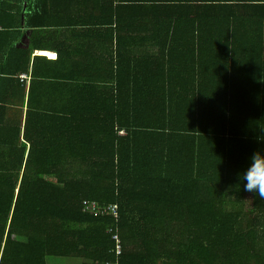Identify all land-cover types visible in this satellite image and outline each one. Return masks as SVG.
Here are the masks:
<instances>
[{
  "label": "trees",
  "instance_id": "1",
  "mask_svg": "<svg viewBox=\"0 0 264 264\" xmlns=\"http://www.w3.org/2000/svg\"><path fill=\"white\" fill-rule=\"evenodd\" d=\"M10 2L0 264H264V200L238 179L264 153V0H105L106 57L65 41L14 51ZM39 48L58 59L38 56L27 107L12 106Z\"/></svg>",
  "mask_w": 264,
  "mask_h": 264
},
{
  "label": "crops",
  "instance_id": "2",
  "mask_svg": "<svg viewBox=\"0 0 264 264\" xmlns=\"http://www.w3.org/2000/svg\"><path fill=\"white\" fill-rule=\"evenodd\" d=\"M11 0L12 6H18L19 9L17 15V21L15 29L11 31L12 46L14 51L16 49H25V47H42V44L57 43L61 41L67 42L70 50L76 54L78 50L89 54H98L102 56H108L109 43L101 39V23L103 22V13H100L99 5L106 6L105 0ZM4 0H0L2 4ZM116 6V4L114 5ZM92 20V23H88L85 18ZM7 20H3L6 23ZM12 25V24H10ZM86 25H92L87 27ZM57 28V29H56ZM1 30V27H0ZM85 32L96 33L95 36L87 37ZM6 42V41H5ZM107 43V47L105 44ZM78 44H81L80 47ZM93 44L96 45L93 48ZM0 47L2 46V37L0 36ZM90 47L89 51L87 50ZM4 49V48H3ZM38 56H46L48 59H58V53L54 50H46V48H39L36 50L33 56V62H31L30 70L28 73H21V82L26 86V93L23 94L22 90L16 84L10 85L11 91L16 92L14 98H11L12 106H21L20 100L25 97V107H27L29 99V91L31 84H33V73L36 59ZM77 56V55H76ZM101 58V57H100ZM99 58V59H100ZM95 56L91 57V72L102 73L104 69H100L99 62H95ZM97 59V61H99ZM3 63L0 61V69ZM69 72V68L65 69L64 73ZM22 76H27L23 79ZM8 87V86H7ZM7 96L6 83H0V99ZM5 99V98H4Z\"/></svg>",
  "mask_w": 264,
  "mask_h": 264
},
{
  "label": "clouds",
  "instance_id": "3",
  "mask_svg": "<svg viewBox=\"0 0 264 264\" xmlns=\"http://www.w3.org/2000/svg\"><path fill=\"white\" fill-rule=\"evenodd\" d=\"M238 179L244 183V191L255 194L264 200V153L256 152L250 157L246 170L238 174Z\"/></svg>",
  "mask_w": 264,
  "mask_h": 264
},
{
  "label": "built area",
  "instance_id": "4",
  "mask_svg": "<svg viewBox=\"0 0 264 264\" xmlns=\"http://www.w3.org/2000/svg\"><path fill=\"white\" fill-rule=\"evenodd\" d=\"M23 79H26L27 76H22ZM116 205H111L110 207H99L97 205V202H86L85 206V211L87 212H92L94 214H100V215H105V214H111L114 215L115 217L117 216L116 212ZM113 238L117 241L116 242V254L122 253V247H120L119 244V237L117 234L113 235Z\"/></svg>",
  "mask_w": 264,
  "mask_h": 264
},
{
  "label": "rangeland",
  "instance_id": "5",
  "mask_svg": "<svg viewBox=\"0 0 264 264\" xmlns=\"http://www.w3.org/2000/svg\"><path fill=\"white\" fill-rule=\"evenodd\" d=\"M71 263L73 262L67 259H56V258L48 259V264H71Z\"/></svg>",
  "mask_w": 264,
  "mask_h": 264
}]
</instances>
